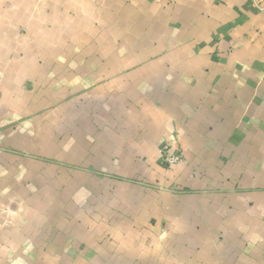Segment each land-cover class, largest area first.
Listing matches in <instances>:
<instances>
[{"label": "crops", "instance_id": "obj_1", "mask_svg": "<svg viewBox=\"0 0 264 264\" xmlns=\"http://www.w3.org/2000/svg\"><path fill=\"white\" fill-rule=\"evenodd\" d=\"M262 5L0 0V264H264ZM39 101L73 104L56 135L91 170L33 158L43 133L20 144L32 126L14 105ZM174 133L185 154L168 169Z\"/></svg>", "mask_w": 264, "mask_h": 264}, {"label": "rangeland", "instance_id": "obj_2", "mask_svg": "<svg viewBox=\"0 0 264 264\" xmlns=\"http://www.w3.org/2000/svg\"><path fill=\"white\" fill-rule=\"evenodd\" d=\"M262 6H264V5H262ZM260 7L261 6H259V8ZM260 10L262 11L261 8H260ZM103 15H102L103 17L101 18V20L104 23L108 22L107 25H109L110 23L112 24V19L107 20V18H110V17H108L106 12H105V14L103 13ZM9 27H10V25H9ZM5 28H8V25H6ZM100 29L103 31V28H100ZM104 31H105V26H104ZM72 32L73 31H71V33ZM17 42H18V40H17ZM75 42L78 44L77 47H79L81 49L88 48L90 43H91V41L89 39H84V38L77 39V41H75ZM131 43L134 44V41L132 40ZM84 58H85L84 56H73L70 58L71 59L70 62L73 63V60H78V59H80L82 62ZM129 62L132 63L133 61L129 60ZM133 63H135V62H133ZM6 78H7L6 72H3L0 70V98L11 95V93L9 92L11 88H9L7 90V88H5L3 86V81H5ZM39 83H40V81H39ZM39 83H36V89L34 90L35 95L43 89V87ZM24 90L19 89L18 91H20V93H14L13 95L23 97L24 95H26V92ZM82 102H83V99H82ZM7 106L8 105H6V104H1L0 112L8 113V112L13 110L12 107H7ZM63 106H65V108ZM84 106H86L85 109H88L89 107H91V105L88 103L76 104V107L80 108V110H84ZM14 108L18 112H24L25 118H27V119L22 120V122L23 123L30 122V124L32 126L31 129L26 128L25 131L28 135L23 134V136L21 137V142H20L21 145L26 147L27 145H29V143L32 142L31 139H33V138H35V139L32 142V144L40 145L42 140L38 141L39 138L41 137V136L40 137L37 136L38 133H43V140H45V138L48 139V141L45 140V144H44L45 148H47L46 152H48V153H44V152L43 153H35L32 155L33 158L44 161V162L48 163V165H52L54 167L56 165L64 166L65 171H66V175H72L71 172H68V171H72L71 169H74L77 171H82V172H87L88 170H91L89 168H85L83 166H80L79 163L82 164L83 162H81L79 160L77 162H75V164H73L74 158H73V152L71 149V145H72V140H70L71 137L66 136V135H60V136L56 135V132H58V123H60L59 125L62 126V128L72 126V123H71L72 120L66 119V117H68V115L72 114L73 104L72 105L69 104V106H67V104L66 105L46 104V103H41V101L33 102L32 104H31V102H28L27 104H26V102H21V103H16L14 105ZM91 109L93 110V112H96L93 107H91ZM58 112L61 115H62V112H64L62 115L63 119L55 120ZM30 118H33V120H28ZM40 119H44L45 122H46L45 119H48L50 124L52 125V127H49V129H48L49 135L47 137H45V132H46L45 130L46 129H45L44 122ZM57 121H58V123H57ZM20 122H21V120L17 121V123H20ZM114 122H117V121L114 120ZM27 126H28V124H27ZM27 126H25V127H27ZM1 129H2V127L0 128V130ZM32 132L35 133V135H32ZM57 136L60 139H64L65 143H63V144L65 147H66V145L70 146L69 151L64 150V153L57 151V146H56ZM95 137L96 136H94V135L81 136V141L83 139H85V140H88L86 143L90 142L91 144H94L95 140H96ZM78 138L79 137L77 135V139ZM26 150H28V149H26ZM26 150L17 151V152L15 151L14 152V155H16L15 159L20 161V160H25L28 157H30L31 155H28V154H31V153L26 151ZM86 154L90 155L93 153L87 151ZM184 154L185 153L179 144L178 135H176L174 133L170 137L163 139L161 147H160V151L158 153V156H159L160 160L164 163V165L168 169H170L173 166H176L177 164H179L184 159ZM173 157H177V160L175 161L173 159V161H172ZM23 163H25V162H23ZM73 165H74V167H73ZM16 170L19 171L20 169L17 168ZM50 175H52V173H50Z\"/></svg>", "mask_w": 264, "mask_h": 264}, {"label": "built area", "instance_id": "obj_3", "mask_svg": "<svg viewBox=\"0 0 264 264\" xmlns=\"http://www.w3.org/2000/svg\"><path fill=\"white\" fill-rule=\"evenodd\" d=\"M260 8H261L262 11L264 12V6H261ZM173 159L176 161V160H177V157H173V158H172V161H173Z\"/></svg>", "mask_w": 264, "mask_h": 264}]
</instances>
